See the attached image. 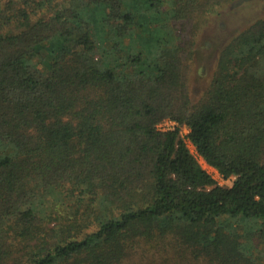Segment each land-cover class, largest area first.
Segmentation results:
<instances>
[{"label":"trees","instance_id":"trees-1","mask_svg":"<svg viewBox=\"0 0 264 264\" xmlns=\"http://www.w3.org/2000/svg\"><path fill=\"white\" fill-rule=\"evenodd\" d=\"M237 1L0 0V264H264V10L190 90Z\"/></svg>","mask_w":264,"mask_h":264},{"label":"rangeland","instance_id":"rangeland-1","mask_svg":"<svg viewBox=\"0 0 264 264\" xmlns=\"http://www.w3.org/2000/svg\"><path fill=\"white\" fill-rule=\"evenodd\" d=\"M263 10L264 0H239L208 16V22L199 33L196 42V55L190 76V90L193 99H196L209 84L219 48L238 30L258 18ZM176 125L177 123L174 121L166 120L162 126L164 129H168ZM187 133L188 129L184 126L181 127V136L202 168L219 184L231 185V179L223 180L220 174L208 166L197 154L194 146L186 137Z\"/></svg>","mask_w":264,"mask_h":264},{"label":"built area","instance_id":"built-area-1","mask_svg":"<svg viewBox=\"0 0 264 264\" xmlns=\"http://www.w3.org/2000/svg\"><path fill=\"white\" fill-rule=\"evenodd\" d=\"M163 123H165V121L158 125V129H160V130H168V129H173L175 127V126H173L172 128L164 129L163 126H162Z\"/></svg>","mask_w":264,"mask_h":264}]
</instances>
